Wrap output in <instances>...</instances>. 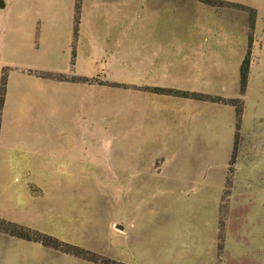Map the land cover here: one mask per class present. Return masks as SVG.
Wrapping results in <instances>:
<instances>
[{
  "label": "rangeland",
  "instance_id": "rangeland-1",
  "mask_svg": "<svg viewBox=\"0 0 264 264\" xmlns=\"http://www.w3.org/2000/svg\"><path fill=\"white\" fill-rule=\"evenodd\" d=\"M107 1L80 15L120 49L105 58L89 51L83 59L93 72L85 74L73 58L68 63L61 40L43 49L29 25L55 14L66 21L70 0H3L0 84L5 76L10 106L3 111L4 95L0 219L39 233L48 246L0 229V264H264V0ZM42 2L57 7H24ZM247 9L256 16L241 94ZM109 63L118 72L103 73ZM39 78L90 86V101L74 106L84 117L75 120L61 95L52 137L44 134L54 117L38 132L18 103ZM141 80L186 85L215 101L188 100L198 120L183 128L174 112L186 99L133 88ZM146 96L158 102L140 111L144 120H131Z\"/></svg>",
  "mask_w": 264,
  "mask_h": 264
},
{
  "label": "crops",
  "instance_id": "crops-1",
  "mask_svg": "<svg viewBox=\"0 0 264 264\" xmlns=\"http://www.w3.org/2000/svg\"><path fill=\"white\" fill-rule=\"evenodd\" d=\"M70 1L72 3V5L71 4L69 5L71 16L66 21L60 19L55 14V16L53 15L49 17L41 16L39 18H36L34 22L29 23V25L31 27L35 26L34 31L37 33L36 41H39V43L40 41L42 42L41 46L43 49H53L51 47L50 42H56L58 44V42H60L59 40H61L62 51H64V53H66V56H68L67 58H69L68 63L70 62V59L73 58L74 68L78 70V68L80 67L78 71H80L81 73L90 74L91 72H93L91 69L92 65L89 64V61L87 63V61L83 59V57H87L89 55V51H96L98 55L105 58L106 56L108 57H112V55L115 56L116 51L118 50L119 52L120 48L119 47L112 48L110 45H108L106 41L111 40L112 34L108 38L106 37L105 34H98L102 30H100L99 28L98 29L94 28L93 26L95 24L94 21L91 19H86V22H84L83 17L81 18L82 15H80V13L82 14L85 8L106 9L110 7L109 6L110 2L107 0H80L79 10H78V20L76 21L75 15L77 13V10L76 8H74V6L76 7L77 1L76 0H70ZM24 7L25 8L33 7L36 9H39L41 7L42 8L50 7L56 9L57 2H53V3L42 2L33 5H27L26 3H24ZM119 31L118 33L120 34ZM247 33L249 34V21L247 22ZM103 39L105 40L103 41ZM44 42H49L48 46H46ZM55 48H57V46ZM79 58L81 59L79 60ZM152 60H151V64H152ZM148 65L149 64H145L144 67L143 66L142 67L146 72H151L152 68ZM103 66H104L103 73L118 72V69L116 68L118 66L117 63H113V64L109 63L107 65L102 64L101 67ZM56 71H58V69ZM82 76L87 77L88 75H82ZM33 85L34 88L31 89L30 87H28L27 88L28 91H26L23 94V96L18 95V103L21 104L23 102L21 105L25 106L26 110L28 111L25 113V116L23 117L24 120L25 119L30 120L28 126L31 127L34 126L35 130L39 132L40 127H42L43 125L42 121L44 122L47 121V119L54 117L56 124L49 125L47 128H50V130H46L44 134L46 137L54 136V133H52V128H54V130L57 129V119H58L57 104H58V100L62 98L61 95L65 96V99L71 101L72 107L68 108V118H71V120H75L78 119L79 117H84L83 109L81 110V108H78V113H75V110L77 109H75L74 106L80 104L84 100L85 96L88 99L87 103L90 101L91 99L90 89H89L90 86L88 83H84V81L70 83V81H58L53 79L39 78L37 83ZM131 85L133 86V88L136 89L147 88V87H170V88H177V89L190 90V91L193 90V89H187L186 85H182V86L166 85L158 80L151 82H146L141 80V83H139L138 81H132ZM5 93L6 94H5L3 111L5 110L4 107L6 103H8V106H10L8 91ZM150 94H154V93L150 92ZM170 97H174V96H170ZM177 98L186 99V100H179L178 104L180 103L181 105H178L177 107L178 110L174 112V114L177 113V117H179L178 126L184 128V126L187 124V121H190L192 124L196 123L198 120V116L197 114H192L194 107H192L191 104L187 102L188 100H192V99H187L182 97H177ZM95 99H97L99 102L101 101L100 98H95ZM144 99L145 100H142L140 102L139 100L135 102L136 107L133 106V110L131 111V120L133 118L137 120H144V116L143 118H141L140 114L142 113L140 111H145L147 114H149V112L153 110L152 108L153 103L158 102V100H156L154 96H146ZM102 101L106 102L104 101V99ZM89 106L86 110L87 113H89ZM48 109L49 112H47ZM154 109H156V107H154ZM30 111H32V113ZM162 112L160 115L156 116L158 120L162 119L163 117ZM169 114L171 113L169 112ZM169 114H167L168 118H169ZM198 114L202 115L201 113ZM31 121H33V123ZM166 126L168 125H165V127ZM37 131H35V133L31 136H35L36 134H38Z\"/></svg>",
  "mask_w": 264,
  "mask_h": 264
},
{
  "label": "trees",
  "instance_id": "trees-1",
  "mask_svg": "<svg viewBox=\"0 0 264 264\" xmlns=\"http://www.w3.org/2000/svg\"><path fill=\"white\" fill-rule=\"evenodd\" d=\"M77 1V13L75 15L76 21L78 20V10H79V5H80V0ZM205 3L211 5V6H224L227 1L223 0H202ZM227 6V5H226ZM228 6H233V5H228ZM239 9H242L244 6H239ZM246 9V7H244ZM248 10V9H247ZM250 11V16H249V34H248V47L245 53V56L243 57L240 67H239V82H240V93L243 94L246 85H247V80H248V73H249V66H250V61H251V46H252V40L250 38V32L254 28V22H255V16H256V11L254 9L248 10ZM5 83L6 79L5 76L1 78V84H0V115H1V110L3 106V101H4V95H5ZM150 92L161 94V95H168V96H174V97H182V98H190V99H195V100H207V101H215L211 95L200 93L197 91H190V90H183V89H177V88H170V87H147ZM220 100V98L218 99ZM224 103H232V100H225L221 99ZM241 118V108L237 109V121L239 122ZM2 226V227H1ZM0 229L8 233L10 235H13L17 238L25 239L27 241H34V242H40L45 246H48L46 242L43 243L42 239L40 238L39 235L32 236L29 234V228L17 224L12 221H6L4 219H0ZM42 235V234H41Z\"/></svg>",
  "mask_w": 264,
  "mask_h": 264
},
{
  "label": "water",
  "instance_id": "water-1",
  "mask_svg": "<svg viewBox=\"0 0 264 264\" xmlns=\"http://www.w3.org/2000/svg\"><path fill=\"white\" fill-rule=\"evenodd\" d=\"M4 7V2H3V0H0V8H3ZM118 228H120L119 226H118Z\"/></svg>",
  "mask_w": 264,
  "mask_h": 264
}]
</instances>
